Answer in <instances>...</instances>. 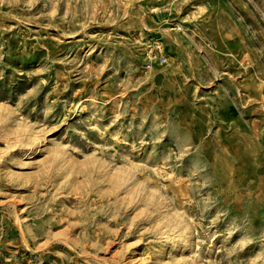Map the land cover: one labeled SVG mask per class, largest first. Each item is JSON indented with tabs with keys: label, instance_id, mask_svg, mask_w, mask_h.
<instances>
[{
	"label": "rangeland",
	"instance_id": "374dc122",
	"mask_svg": "<svg viewBox=\"0 0 264 264\" xmlns=\"http://www.w3.org/2000/svg\"><path fill=\"white\" fill-rule=\"evenodd\" d=\"M0 264H264V0H0Z\"/></svg>",
	"mask_w": 264,
	"mask_h": 264
}]
</instances>
